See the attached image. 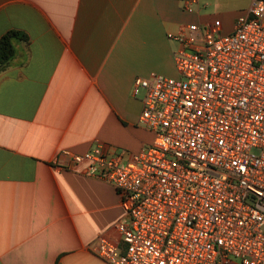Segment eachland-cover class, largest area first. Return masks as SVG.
Here are the masks:
<instances>
[{
	"label": "crops",
	"instance_id": "1",
	"mask_svg": "<svg viewBox=\"0 0 264 264\" xmlns=\"http://www.w3.org/2000/svg\"><path fill=\"white\" fill-rule=\"evenodd\" d=\"M255 0H0V40L18 41L0 72V264H107L90 251L117 238L121 197L58 155L109 146L130 160L155 134L140 125L137 78H178L171 40L190 24L232 34Z\"/></svg>",
	"mask_w": 264,
	"mask_h": 264
},
{
	"label": "built area",
	"instance_id": "2",
	"mask_svg": "<svg viewBox=\"0 0 264 264\" xmlns=\"http://www.w3.org/2000/svg\"><path fill=\"white\" fill-rule=\"evenodd\" d=\"M169 38L179 77L134 85L154 143L130 160L109 146L58 155L121 197L117 238L90 251L107 264H264V0L232 34L190 24Z\"/></svg>",
	"mask_w": 264,
	"mask_h": 264
},
{
	"label": "trees",
	"instance_id": "3",
	"mask_svg": "<svg viewBox=\"0 0 264 264\" xmlns=\"http://www.w3.org/2000/svg\"><path fill=\"white\" fill-rule=\"evenodd\" d=\"M30 44V36L19 30L8 31L0 40V72L5 71L16 56V43Z\"/></svg>",
	"mask_w": 264,
	"mask_h": 264
},
{
	"label": "rangeland",
	"instance_id": "4",
	"mask_svg": "<svg viewBox=\"0 0 264 264\" xmlns=\"http://www.w3.org/2000/svg\"><path fill=\"white\" fill-rule=\"evenodd\" d=\"M141 94H143V95H144V91H142V92H141Z\"/></svg>",
	"mask_w": 264,
	"mask_h": 264
}]
</instances>
